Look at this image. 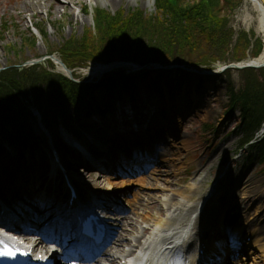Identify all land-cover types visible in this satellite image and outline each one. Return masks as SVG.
<instances>
[{
    "label": "rangeland",
    "instance_id": "1",
    "mask_svg": "<svg viewBox=\"0 0 264 264\" xmlns=\"http://www.w3.org/2000/svg\"><path fill=\"white\" fill-rule=\"evenodd\" d=\"M51 1L53 4L49 6L47 5L48 0H0V74L12 69L18 70L34 65H36L34 67L36 68L35 71L37 74L48 70L51 72L53 82L50 83L48 79V82L44 83L43 93H45V90L49 86H52L51 92L57 91V88L54 87L56 86L55 84H57L55 81H60L61 77L58 75H62L63 72L64 76L66 75V77L69 78L65 71H63L62 66L59 67L60 63L57 57L61 58L65 64L77 63L78 57H76V54L74 52L71 54L69 47L68 51L66 47L68 45L73 47L74 45H78V41L81 42L83 38L84 40L86 39L87 36L85 33L87 29L94 26L92 13L96 9L107 10L112 14L121 9L130 10L137 7L144 9L146 13H156L157 11L155 0ZM192 1L194 0H187V2ZM246 1L247 0H242L241 2L235 1L233 5L232 2L226 5V0H223V4L225 5L224 8H222L224 10L223 15L226 17L227 14V25L234 31L232 46H236L237 37L244 31H254L257 38L263 39L262 34L258 32L257 12L254 11L251 5L248 7V13H250L251 17V19H249L250 23L245 19L248 13H246V15L245 13L243 14L242 9L247 3ZM261 1L264 3V0ZM86 4H89L91 8H93L92 10L90 9L88 14L85 13ZM105 27L106 25L104 28ZM64 51H66V56L64 55ZM233 52L231 48L226 55L227 58L232 59ZM245 54L247 58H244V60L253 58L252 46ZM234 62H236V60H234ZM155 66L156 65H154V67ZM67 67L69 66L67 65ZM88 68V66L81 68L70 67L75 74H73L75 80L69 79L74 82H79L81 80L96 82L98 78H93L89 75L87 73ZM19 72L21 71L18 70V73ZM188 73L190 72H183L179 69H175L172 72L166 69H153L152 75L148 79L145 81L140 80L138 83V90H143L150 95L158 96L163 102L165 101V103L168 100L170 104L180 105L184 114L180 117L174 115L177 121L181 123V127L178 128L177 132L174 130L170 132L163 124L161 127H157L158 132H156L155 137H157L158 141H155L153 148L157 150L159 155L157 158L158 161L155 166H152L153 168L150 167L152 169H144L142 172L143 174L133 177L136 178L141 175H148L151 170L158 166L163 169L167 168L164 167L160 156L171 159L174 166L167 169H171L172 172L178 173L172 176L170 183L161 180L151 187H142V185L137 183L128 184L120 189V193L124 198H132L133 194L139 191L146 198V193L149 192L163 195L162 191L165 189L166 196H171L173 194L176 195V191L183 190L191 185H197L200 188V192L193 194L194 200L196 201L201 195L205 194L202 202H198L199 205L202 203L206 205L205 212L207 214L203 216L202 219L200 217V221L203 225H205V223L208 224L209 220L213 217L217 218V215L225 210L231 213L228 214L234 225L238 224L245 217L254 216L255 219H257L251 221V226L249 224V226L246 227L247 235L253 232H258L260 235L264 234V170L261 169L259 162L254 157V153L256 152L248 149L240 150L239 148L243 135L234 130L235 127L242 122L241 112L238 111L232 115L227 113V108L231 102L232 85L233 87L247 90L249 87L253 88L256 83V77L252 74V71L246 72L245 74L235 72L231 77L228 74L218 75V77L204 76L202 79L198 78L195 74L189 75ZM20 76V73L17 74V78ZM259 79L263 80V77L259 75ZM157 82H162L167 87H155ZM48 83L51 85L47 86L46 84ZM35 93L34 89H30L28 93L32 95L34 101L36 99L34 96ZM20 98L22 101V97ZM95 98L103 107L110 102L108 91L102 87L97 89ZM191 98L194 99L192 100ZM31 105L33 106L34 103ZM34 106L38 108V111L34 109L36 115L30 111L31 113H28L23 120L24 130L27 134H30L31 140L28 142L27 147H25L23 144V136H21L22 138L19 137L17 139V153L21 154V157H25V155L36 156L37 151L43 154L45 150H48L46 135L43 131V127L47 126V128L53 132L58 145L63 149L64 154L67 156L66 159L70 158L71 153L68 151L69 147L68 145L64 147V142L62 141L64 138V130L61 119L57 115L56 107L50 106L49 99L45 94L42 95L40 106L36 103ZM68 108L72 114H76V109L73 106L70 105ZM168 110L169 109L165 110V114H168ZM148 112L151 113V110ZM38 113L41 115L45 113V122L43 121L42 123L41 119L37 117ZM109 115L111 116L113 114L110 113ZM157 121L159 120L157 119ZM80 122L82 125L79 126L77 130L82 135V138L85 139L93 135V132L87 128V123H90V121L89 118H86L83 109ZM210 123H212L213 127L217 125L227 126L221 134V137L215 140V143L214 141L212 143L209 141L213 128H207V124ZM114 127L116 129L117 125H114ZM10 130L14 133L13 128ZM117 136L122 138L123 135L117 133ZM6 141L7 137L0 133V142ZM184 141H189L188 148L184 146ZM166 151H170L171 154L169 156L163 155ZM71 158L76 157L72 156ZM71 158L70 161L73 162L74 160H71ZM0 164L3 166L0 172L5 174L8 170L7 167H9L11 163L2 155ZM179 170L181 172H179ZM86 174V177L90 179H95L97 175H100L94 171ZM130 177L131 176H120L113 178V180ZM99 179L98 181L101 183L100 186L103 190H106L109 182H107L102 175ZM178 181H181V183L173 187ZM221 182H223L224 185L220 186ZM211 190H213V193L210 196L209 192ZM176 198L182 199L179 196H176ZM124 202L126 201L124 200ZM258 206H262L263 208L260 216L259 214L256 216L257 213L255 212ZM196 212L197 208L195 207L182 221L172 222L171 226H176L181 222L184 224L186 221H190L191 217L196 214ZM129 213L131 214V208L125 211L121 217ZM147 216L152 217L153 221H141L139 223L140 229H145L146 226L149 227L154 224V219L159 216L158 210L153 209ZM148 232H146L142 241L145 240ZM124 234L125 237L129 236L127 232H124ZM126 248L128 249V247ZM255 253H257L255 256L262 258V251H256ZM256 258L247 259V261L243 260L240 264H264L263 259L258 260ZM122 260L123 263L124 259ZM223 264H228L227 260L223 262Z\"/></svg>",
    "mask_w": 264,
    "mask_h": 264
},
{
    "label": "trees",
    "instance_id": "2",
    "mask_svg": "<svg viewBox=\"0 0 264 264\" xmlns=\"http://www.w3.org/2000/svg\"><path fill=\"white\" fill-rule=\"evenodd\" d=\"M242 0H226L228 3ZM156 13H146L142 8L119 10L112 14L103 9L93 13L94 26L86 31V39L78 41V45L67 46L66 50L74 52L77 63L67 64L69 67H85L89 63H109L118 60L134 61L142 65L158 62L165 66L186 65L188 68H214L217 63H231L247 58L245 52L253 48V56H258L264 45L262 38H257L254 31L239 34L236 46L233 45L234 31L228 27V17L223 15V0H155ZM236 6V5H235ZM85 5V13H88ZM222 15V17H221ZM106 27L104 28V26ZM95 27V28H94ZM74 41V40H73ZM72 41V42H73ZM263 41V42H262ZM233 49L232 59L227 53ZM236 48V49H235ZM66 51H64V55ZM66 56V55H65ZM36 66V65H34ZM30 66L12 69L0 74V127L8 131L13 126L17 132H23L22 118L26 109L20 97H27L30 89H34L35 98L40 104L42 95L49 99L51 107H56L66 123L75 125L77 119L70 114L69 105L80 112L81 107L99 110L95 98L97 89L103 88L116 98L136 87L139 79H147L151 74L149 68L138 74H128L125 69L107 73L99 84L74 82L66 76L55 81L56 92H51L53 82L51 72H39ZM183 72L185 70L179 69ZM252 71L256 83L253 88H231L229 109L233 112L240 109L243 123L239 125L242 139L240 147H244L258 132L264 123V68L230 69L227 74ZM192 75L193 73H188ZM249 74V73H247ZM246 74V75H247ZM259 75L263 80L259 79ZM258 78V80H257ZM258 81V82H257ZM233 83V82H232ZM31 87V88H30ZM104 112L103 110H100ZM259 162L264 169V141L259 146Z\"/></svg>",
    "mask_w": 264,
    "mask_h": 264
},
{
    "label": "bare ground",
    "instance_id": "3",
    "mask_svg": "<svg viewBox=\"0 0 264 264\" xmlns=\"http://www.w3.org/2000/svg\"><path fill=\"white\" fill-rule=\"evenodd\" d=\"M73 1V0H72ZM75 2V1H74ZM78 2V1H77ZM247 3L243 6L242 12L243 14L248 13V7L249 5L252 6V8L254 9V11L257 12V19H258V32H260L262 34L263 37V41H264V3L261 0H247ZM250 3V4H249ZM53 3L51 0H48L47 5L51 6ZM65 6V5H63ZM58 8V7H57ZM246 21H250L249 19H251L250 17V13H248L245 16ZM250 23V22H249ZM57 60L61 62V58L57 57ZM246 62H253V63H264V46H263V50L261 51V53L253 58H250L248 60H245L241 63H246ZM62 63V62H61ZM59 64V67L62 66L63 69H68V67H65L62 64ZM93 63V61L91 62ZM96 63V62H95ZM88 70L87 73L89 75H91L93 78L97 77L101 74V72L105 69V65L103 62H98L97 64H88ZM87 68V67H86ZM62 71V70H61ZM71 73L73 74V72L71 71ZM70 73V74H71ZM155 87H167L164 83L162 82H157L155 84ZM174 124L175 126H177L178 128L181 127V123L178 121L174 120ZM173 130V129H171ZM177 132V131H176ZM184 146H186L187 148L189 147V141H184ZM157 154V153H156ZM171 154L170 151H166L163 155H167L169 156ZM158 156V154H157ZM162 163L164 164V167L167 168H171L174 166V163L171 159L166 158L165 156H160ZM178 160V159H177ZM181 160V159H179ZM101 165H106V166H110L112 163L106 159V164H104L103 161H100ZM167 168H160V166L155 167L153 170H151L149 172L148 175H141L138 177H133V178H120V179H116V180H109V188L111 189H117V188H122L128 184H140L143 186H154V184L158 183L161 180H164L167 183L171 182V178L172 176L176 175L178 172H172L171 169H167ZM179 172H181L179 170ZM105 177V176H104ZM107 179H109L107 176L105 177ZM203 182V179H202ZM83 183V181H82ZM181 183V181H178V183H175L173 187L179 185ZM224 185L223 182H221L220 186ZM86 186H91V188L93 187V190H97L99 189L98 184H86ZM112 186V187H111ZM224 188V187H222ZM31 189H33V187H31ZM166 190L164 189L162 192L163 195L161 194H154V193H146L147 197L145 198L143 196V194L141 192H135L133 194L132 198H126V201L130 204L131 206V214H127L125 216H123L120 219V233L117 236V238L114 241V245L111 246L109 248V250L107 251V254L104 255L101 258V262L102 264H120V259H126L128 261L129 256L132 255V252L134 251V249L140 247L138 246V244L141 242V238L144 237L143 234L146 233L145 229H140L139 228V223L141 221H149L152 220V217H148L147 214L152 212L153 209L158 210V217H156L154 220V224L151 227V230L154 229V231H161L162 229H167V227L169 228V225L172 222L175 221H180L183 220L188 214L189 212L193 211L195 204H193V194L194 193H199L200 189L197 185H191L186 187L183 190L180 191H176V195L173 194L171 196H166ZM38 192V191H36ZM98 192V191H96ZM38 193L43 194L42 191H39ZM176 196L181 197L182 199L176 198ZM142 205V206H139ZM139 208V211H138ZM262 206H258L255 209V212L257 213L256 215L260 214L262 211ZM145 211V213H144ZM255 215V214H254ZM141 218V219H140ZM225 218V217H224ZM223 219V218H222ZM255 219L254 216L252 217H245L243 218V222L238 224L237 228H235V235H232V237H230L231 239H229L228 237L225 238V241L223 240L224 236L226 235V230L224 229V225L222 223H217L214 226L211 227L210 233L212 235L211 239L208 241L210 243L209 245V253L213 252L217 247H224V250H227V248L232 245L235 244L238 236L239 237H245L244 235H246V231H245V227L246 225L250 224L251 226V221H253ZM188 227V226H187ZM227 224H226V228H227ZM124 232L129 233V236L131 237H125ZM225 233V234H222ZM247 236H249L250 238L253 237V241H249L247 244L243 245V250L244 252L247 251L249 252V256H251L250 259L256 258L258 260L263 259L264 260V239L262 237V235H258V233L254 232L252 234H248ZM179 244L178 245H183L186 244L188 242L187 236L183 237L182 235L179 237L178 239ZM253 242V243H251ZM175 246L176 244L173 243H169L167 245L162 246V248H158L156 249L153 253H152V263L153 264H197L199 262V258L200 255L198 253H200V251L197 250V247H195L196 245H189V247H185L183 248L184 250L178 252V253H174V252H167V249H169V247ZM126 246H130L129 249L127 250ZM146 246V245H145ZM144 246V247H145ZM253 247V249H252ZM144 250H146L147 248H143ZM143 250V251H144ZM195 250V254L193 255H189L187 256L191 251L194 252ZM262 251L263 255L262 258L259 256H255L257 253H255V251ZM228 251V250H227ZM189 257V261L186 258ZM207 256H210V254H207ZM246 255L242 256L243 259H247L245 258ZM255 256V257H254ZM128 263H130L128 261ZM126 263V264H128ZM133 264H137L136 262ZM236 264H240V263H236Z\"/></svg>",
    "mask_w": 264,
    "mask_h": 264
},
{
    "label": "water",
    "instance_id": "4",
    "mask_svg": "<svg viewBox=\"0 0 264 264\" xmlns=\"http://www.w3.org/2000/svg\"><path fill=\"white\" fill-rule=\"evenodd\" d=\"M61 62L59 61V63H61L65 67H67L66 64L63 62V60H61ZM104 65H105V69L101 72L100 76H102V75H104V74H106V73H108L110 71H113L115 69L131 67L132 66V62L121 60V61H114V62H111V63H107V64H104ZM177 67H179V66H177ZM181 67L182 68H187L185 66H181ZM228 67H236L238 69H243V68H262V67H264V63L246 62V63L231 64ZM163 68H167V67H163ZM68 69H69V67H68ZM63 71H65V73L68 75L69 78L74 79L73 74L71 73V71H72L71 69H69V71L67 69H63ZM192 71H196V70L192 69ZM208 73L209 74H214L212 72H208Z\"/></svg>",
    "mask_w": 264,
    "mask_h": 264
},
{
    "label": "snow or ice",
    "instance_id": "5",
    "mask_svg": "<svg viewBox=\"0 0 264 264\" xmlns=\"http://www.w3.org/2000/svg\"><path fill=\"white\" fill-rule=\"evenodd\" d=\"M0 254H4V255H11V252H4V253H0Z\"/></svg>",
    "mask_w": 264,
    "mask_h": 264
}]
</instances>
